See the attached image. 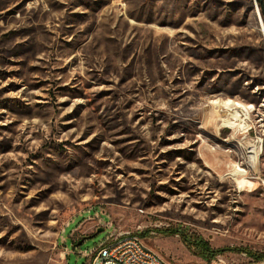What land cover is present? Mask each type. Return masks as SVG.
I'll return each instance as SVG.
<instances>
[{
    "label": "rangeland",
    "instance_id": "1",
    "mask_svg": "<svg viewBox=\"0 0 264 264\" xmlns=\"http://www.w3.org/2000/svg\"><path fill=\"white\" fill-rule=\"evenodd\" d=\"M261 23L255 0H0V264H88L111 233L258 264L236 250L264 254Z\"/></svg>",
    "mask_w": 264,
    "mask_h": 264
},
{
    "label": "built area",
    "instance_id": "2",
    "mask_svg": "<svg viewBox=\"0 0 264 264\" xmlns=\"http://www.w3.org/2000/svg\"><path fill=\"white\" fill-rule=\"evenodd\" d=\"M69 255V254H68ZM88 264H167L156 252L148 248L140 234L109 235L98 248L88 255ZM211 264H227L222 254L211 259ZM258 264H264V260Z\"/></svg>",
    "mask_w": 264,
    "mask_h": 264
},
{
    "label": "bare ground",
    "instance_id": "3",
    "mask_svg": "<svg viewBox=\"0 0 264 264\" xmlns=\"http://www.w3.org/2000/svg\"><path fill=\"white\" fill-rule=\"evenodd\" d=\"M261 33L264 35V26H262L261 23ZM218 103V102H217ZM221 107L223 110L228 112V118H231V120L238 121L240 124L238 126V131L245 129L246 121L250 119L251 117V111L249 110V107H245L244 105L232 101H227L221 103ZM238 108V114L235 112V110ZM240 108H243L244 113L240 110ZM229 119L226 118V120H223L224 123H232L228 121ZM244 123V125H242ZM261 140V139H260ZM257 141V140H256ZM260 141L249 143L247 146V153L246 155L251 159L250 164L253 170L255 171V174H261L260 173V154H259V145ZM247 157V158H248ZM238 183L241 190H244V188H247L250 183L247 181V179L238 174Z\"/></svg>",
    "mask_w": 264,
    "mask_h": 264
},
{
    "label": "trees",
    "instance_id": "4",
    "mask_svg": "<svg viewBox=\"0 0 264 264\" xmlns=\"http://www.w3.org/2000/svg\"><path fill=\"white\" fill-rule=\"evenodd\" d=\"M255 1L258 4V7L262 15V19L264 21V0H255ZM161 233L171 234V235H181V236L183 235V233L178 229L166 230ZM140 236L142 238L145 237L144 234H140ZM182 239L184 243L187 244L188 246L195 247L200 252V256L202 257V259L207 260V261H211L213 257H215L217 254L222 252V250H214L213 248L210 247L208 242H206L205 240L201 238L191 239L183 235ZM236 251L247 254L249 257L256 259L258 262L259 261L261 262L262 260H264V254H254L253 252L247 249H239Z\"/></svg>",
    "mask_w": 264,
    "mask_h": 264
},
{
    "label": "water",
    "instance_id": "5",
    "mask_svg": "<svg viewBox=\"0 0 264 264\" xmlns=\"http://www.w3.org/2000/svg\"><path fill=\"white\" fill-rule=\"evenodd\" d=\"M264 25V24H263ZM81 244V242L79 243V245Z\"/></svg>",
    "mask_w": 264,
    "mask_h": 264
}]
</instances>
